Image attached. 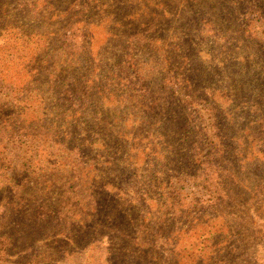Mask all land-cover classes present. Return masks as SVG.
<instances>
[{
	"label": "rangeland",
	"instance_id": "1",
	"mask_svg": "<svg viewBox=\"0 0 264 264\" xmlns=\"http://www.w3.org/2000/svg\"><path fill=\"white\" fill-rule=\"evenodd\" d=\"M32 1L0 0V19L12 14L15 25L0 34V264H264L255 197L264 192V0L136 1L143 23L130 30L111 22L112 1L100 9L77 0L69 12L64 0ZM78 19L88 59L64 58L89 82L63 98L57 80L78 73L43 67L48 49L35 32L47 37ZM163 86L176 89L181 108L192 100L184 86L206 99L185 106L190 154L203 146L205 158L213 142L204 127H218L216 144L232 143L246 181L237 202L226 194L196 212V199L215 197L180 176L186 135L167 140L170 113L146 110L151 88ZM102 117L108 123L97 124Z\"/></svg>",
	"mask_w": 264,
	"mask_h": 264
},
{
	"label": "trees",
	"instance_id": "2",
	"mask_svg": "<svg viewBox=\"0 0 264 264\" xmlns=\"http://www.w3.org/2000/svg\"><path fill=\"white\" fill-rule=\"evenodd\" d=\"M35 1L37 0H33L31 5H35L36 4ZM111 1L113 2L112 4L113 11L109 12L108 17L110 15H114V18L111 20L113 24L116 23L117 25L125 26L127 27V29L130 30V27L132 25L143 23V21L140 20L143 18V16L139 14L134 15V13H132L133 9L135 8L134 2L136 1L142 2L143 0H99L98 2H101L102 4L101 7L99 8L102 9L103 7H108L109 5L108 3ZM64 2L66 5L65 9L69 12L70 9L76 5L75 2H77V0H71V3L65 0ZM96 2L97 0H95V3ZM17 10L24 11L23 9H17ZM18 13L19 12H16L15 15L18 16ZM12 16L13 15L11 14L10 17L7 19H0V34L2 35L4 34V37H6L10 32H13V30H15V25L13 24L14 21L11 20ZM135 16L138 18H135ZM136 21H139V22H136ZM68 23L70 25L69 27L66 28L67 25L65 24L62 25L63 24L62 22H58L56 25L57 27H54L55 28L54 30H50L47 32L46 34L47 37H42L43 35H40L39 32H35V34L38 35V38L41 37L45 39L42 43H40V45L48 49L47 56H45V59H47V63L43 67H46V68L54 67L58 71L61 70L62 72L68 71L69 73H78V75H73L72 78L65 77L64 79L57 80V82L62 84L63 88L61 91V96H63V98L65 95H68V94H71V95L76 94V92L78 91V85L81 84V80H82V84L89 82L88 79H86L88 78L86 73L82 75L80 72L72 70L71 67H74V66L76 67L75 63L70 64V61L67 58H64V57H67L68 55H71V52H75V51H79L83 55V57H85L84 49H86L88 45H86V42L84 43L85 39L82 38L81 35L76 32H77V28L78 30H80V32H83L84 29H82V27L86 28V25L83 26L82 25L84 24L83 20H79V19L68 21ZM50 26H55V24H52ZM26 36L30 38V35H26ZM4 46L6 45L3 44L2 48ZM86 58L88 59V56H86L85 59ZM138 62L139 61H136L135 63H131L130 67H139ZM134 72L138 73V71L136 70H134ZM59 76H61V73L59 75H56V77H59ZM99 80L97 81V83H99V87L107 90L108 84L103 82L102 79L101 81ZM151 89L153 92V96H152L153 98L150 100L149 102L150 105H148L146 110H153L156 108L158 112H161L164 114H166V112L170 113V117L169 115L166 114L167 117L165 119H167V121L163 122V128L166 129V133H163L164 136L170 137L169 139H167L169 141H173V139L176 141H179V139L176 138L177 136L186 135L181 142H184L185 144L190 146L189 148L190 151L186 153L187 156L185 155L184 160L181 163L176 165L178 169L182 170V173L180 174V176H186L190 179L194 178L196 180L197 179L202 180L204 182V186L207 192L211 194L212 198L215 197L214 198L215 201L211 198L200 199V200L196 199L194 203V208L196 212H207V209L212 207V204H215V202L218 200H222L226 194H228L229 196L238 195L234 197L233 199L230 198L232 203L237 202V200H240L241 198L240 195H243L246 193V191L242 189V187H247V186H243L245 185L246 181H243L242 178H240V176L238 175L235 169V165H236L235 156L237 152L233 151L232 143L231 142L228 143V146L230 147H228L227 149L224 145H221V147L219 148V145L216 144L220 138V135L217 131L218 127H215V131H210L209 125L207 124L204 127L206 128V131H207V133H205L204 138H208L209 141L213 142L212 151H209V154L206 155L205 158L201 156V151H199L200 149L203 148V146L202 147L195 146L194 148H196V152H194L193 155L190 154L191 150H193V145L195 142L192 140H189L188 135L190 133L186 129V126L188 124L190 115L187 113L185 114V112H187L188 110V108L185 106H188L190 108V107H193L194 105H199L201 103H204L206 99L202 98L203 101L199 102L198 99H195L196 98V94L194 93L195 91H191L188 89V87L184 86L182 89L185 90L186 95L192 100L190 99L191 101L189 102V104L187 102H185V104H182V108H181V102L178 99L176 93H172L174 90L176 91L174 87L163 86L161 90L155 89L154 87H152ZM158 92H164L165 95L166 94L168 95L171 92V94L168 96H165L163 100H158L156 99ZM133 96L140 97V95H133ZM96 122L97 124L108 123V119L102 117L100 120H97ZM34 127H35L34 129H36L34 131H37L38 129L39 134L43 136L45 135L46 133L45 120H38V122L34 124ZM259 134H262V133H259ZM199 138L200 137L198 136V140ZM205 140L206 139L202 141V144ZM260 142H264V137L260 138ZM258 151L264 154V149H259ZM228 185H231L230 193L229 192L227 193V190H226ZM257 192H258V195L256 194L255 197L259 199V203H260L259 206L264 208V192L260 190H258ZM104 194H106L107 196V192H104ZM216 194L218 196H216ZM207 206L209 207L207 208ZM100 207H103V205H101ZM255 210L257 212L259 209H255ZM99 212H105V209L102 208L99 210ZM115 213L114 214L118 218L115 223L117 226H120V223L122 224L123 212L121 210H117ZM260 217L262 220L264 219L263 213L260 214ZM122 231L129 233L131 229L122 230Z\"/></svg>",
	"mask_w": 264,
	"mask_h": 264
}]
</instances>
